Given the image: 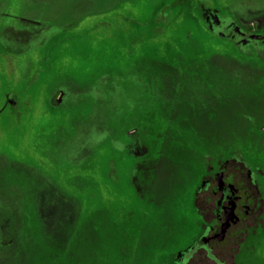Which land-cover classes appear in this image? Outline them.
<instances>
[{"label": "rangeland", "instance_id": "1", "mask_svg": "<svg viewBox=\"0 0 264 264\" xmlns=\"http://www.w3.org/2000/svg\"><path fill=\"white\" fill-rule=\"evenodd\" d=\"M217 1L230 4L235 10L246 6L253 9L264 7V0ZM176 2L180 0H15L16 23L12 22L14 29L10 30L4 44L18 63L33 60L38 52H42V48L39 51L36 46L44 36L47 42L60 38L58 29L76 24L83 26V32L95 28V41H86L84 35L80 41L72 39L67 43L63 50L65 59L59 65L53 86H60L69 95L80 87L93 88V96H90L96 106L91 120L84 118V115L78 120V115L87 111L84 102L78 98L65 99L61 107L55 108L53 117L37 122L41 130L47 127V134L45 140L41 138L39 141L36 158L45 160L63 173V184L51 180L47 171L34 159L11 155L13 148L2 150L10 155L9 159L0 153V264H155L157 258L160 264L166 254L180 243L181 212L182 208L186 209L195 176L188 169L191 156L180 147L175 157L184 159L183 166L162 158L146 161V171L141 176L145 179L144 184L141 183L146 202L143 210H137L134 199L131 207H125L122 198L127 192L123 191L122 186L114 185L113 189L120 199L102 198L103 201L92 213L80 221L77 229L79 204L76 205L75 200L79 197L78 193H82V187L90 185L87 178L71 176L75 169L85 171L89 165L87 163L93 160L94 155L90 150L92 139L96 143L94 149L97 148L95 160L100 158L99 163L105 161L113 141L107 135L108 131L112 128L116 131L107 116L113 106L121 105L123 113L124 103H130L136 120L151 119L146 114L149 112L139 107L144 103L140 86L132 84L147 80L143 71L152 73L158 86L165 87L167 82H179L182 76L183 72L176 76L170 74L174 67L186 71L198 67L202 71L205 66L229 65V60L215 58L213 53H209V49L216 46L215 41L205 37L204 42L197 31H192L190 24L182 23L181 20L173 40L165 36L164 40L154 41L157 36L153 29L155 11L158 8L167 11L165 8ZM194 6L196 2L187 0L174 8L186 10ZM113 10L126 11V18L118 13L112 14ZM109 12L111 14L108 16ZM261 15L258 13V16ZM247 16L243 12L241 17ZM26 21L33 22L29 24ZM109 24L114 27L111 33L105 30ZM127 25L128 32L122 34L119 29ZM188 31L190 33L187 36ZM140 33L142 36L133 45L131 38L134 39ZM130 46L134 52L126 66L136 68V72L124 78L117 71L124 70V55ZM32 47H36L35 50L23 54L21 58L16 56V52ZM214 79L217 86H221L218 92L222 94V99L207 103L194 99L191 108L193 113H190L189 107L179 105L176 101L179 95L173 90V113L183 111L191 114L199 132L206 137L205 145L222 146L227 150L249 147L246 139L253 134L247 135V130L251 129L248 116L255 120L256 125L264 124V90L247 89L246 74L235 68L222 69ZM129 80L130 84H125ZM259 85L264 88V80ZM81 95L79 98L86 97ZM53 97L54 93L51 92L49 100L52 101ZM121 122L123 125L128 123ZM134 122L133 119L129 121L131 127L139 129V122ZM59 128L77 138L68 141L65 137L60 139L62 131ZM119 129L115 136L122 139L123 129ZM39 130L36 136L41 132ZM143 135L139 131L135 136ZM258 143L264 144V141ZM155 144L151 143L153 148ZM171 146L173 144L170 143L169 148L173 149ZM100 168L102 173L103 166ZM102 181L106 182L105 177ZM129 213H132V218L128 217ZM12 215L17 217V222L10 225ZM12 225L15 229L17 227L16 233H10ZM175 235H178V239Z\"/></svg>", "mask_w": 264, "mask_h": 264}, {"label": "flooded vegetation", "instance_id": "2", "mask_svg": "<svg viewBox=\"0 0 264 264\" xmlns=\"http://www.w3.org/2000/svg\"><path fill=\"white\" fill-rule=\"evenodd\" d=\"M183 1L187 0H180ZM188 1L196 2V6L181 10L174 8L180 3L176 2L167 6L168 8H165L167 11L159 8L155 11L153 29L157 36L154 41L164 40L165 36H170L169 38L173 40L181 20L182 23L190 24L192 31H197L204 42L205 37L215 41L216 46H213V49L211 47L209 53H213L212 56L215 58L229 60L230 63L228 66L223 64L205 66L202 71L198 67L189 68L187 71L181 67H174L170 74L177 75L183 72L182 76L179 82H167L165 87L158 86L159 84L153 80L152 73L143 71L147 80L132 84L140 86L144 103L139 107L144 112H149L146 114L151 119L136 120L134 108L130 103L123 104L125 110L123 113L119 104L110 109L108 121L115 126L116 131L120 130L119 128L123 129L122 139L116 138L115 129L108 131L107 135L113 141L102 163H99L100 158L95 160L97 148L94 149L96 143L94 144L95 141L92 139L90 150L94 155L93 160L87 163L89 165L85 171L75 169V172L71 173V176L73 174L75 177L89 179L90 185L87 188L82 187V193H78L79 197L75 200L76 205L79 204L75 228L77 229L80 221L90 215L103 201L102 198L120 199L113 189L114 185L122 186L123 191L127 192L123 198L121 197L125 207L128 205L131 207L134 199L137 210L139 212L143 210L146 202L141 183L144 184L145 179L141 176L146 171L144 167L146 161L162 158L183 166L184 159L175 157L180 147L191 156L188 169L192 171L193 176L195 175L194 186L189 192L186 209L182 208L181 212L180 243L166 254L160 264H264V145L234 147L228 150L222 146L205 145L206 137L199 132L194 117L182 113L183 111L174 114L171 109L175 101L171 97L173 90L179 95L176 98L179 105L189 107L190 110L194 99H201L206 103L222 99V94L218 92L221 86H217L214 76L226 68L244 72L247 89L264 90L259 85L264 80V7L253 9L246 6L235 10L232 5L221 4L217 0ZM15 8V0H0V153L5 159H9L10 155L2 150L13 148L11 155L34 159V162L47 171V176L51 180L63 184V173L51 167L45 160L36 158L39 141L41 138L45 140L47 134V127L41 130L37 122L53 117L55 108L61 107L63 101L69 98H78L84 102L87 111L78 115V120L81 115L90 120L94 117L96 105L90 96H93V88L80 87L69 95L68 91L53 84L56 82L54 78L60 69L59 65L65 59L63 50L67 43L72 39L80 41L84 35L86 41H95V28L83 32L81 31L83 26L76 24L58 29V32H61L60 38L47 42L44 36L36 46L39 51L42 48V52H38L33 60L18 63V60L8 53L4 44L10 30L14 29L12 22L16 23ZM111 12L126 18V11ZM243 12L248 16L241 17ZM258 13L263 15L258 16ZM157 14L159 17L156 18ZM26 22L30 24L33 21ZM113 28L109 24L105 30L111 33ZM128 29L127 25L119 31L124 34ZM189 33L188 31L187 36ZM136 36L134 39L131 38L134 41H131L133 45L142 33ZM36 47L16 52V56L21 58L23 54L35 50ZM131 47L124 50L126 59L124 70L117 71L124 78H128L133 71L136 72V68L126 66L133 56L134 51ZM204 57L207 58L206 55ZM137 69L141 70L142 67ZM125 82L130 84V80ZM179 85L183 87H178ZM51 92L54 93L52 101L49 100ZM81 94L86 97L79 98ZM76 103L77 100L74 101V104ZM131 119L139 122V129L136 126L131 127L129 123ZM248 119L251 128H255L257 126L255 120L250 116ZM121 121H127L128 127ZM38 130L41 132L36 136ZM58 130L62 131L60 139L65 137L68 141L75 138L62 128ZM139 131L144 135L135 136ZM259 132L264 135V124ZM35 138L37 140L34 143L30 142ZM151 143H156L154 148ZM170 143L173 144L171 146L173 149L169 148ZM100 166H103L102 173ZM101 174L104 175L106 182L102 181L104 177H100ZM128 217L132 218V213H129ZM12 222L13 224L17 222L14 215L10 219V225ZM9 231L16 233L17 227L15 229L12 225ZM175 236L178 239V235ZM157 260L158 258L154 260L155 264H159Z\"/></svg>", "mask_w": 264, "mask_h": 264}, {"label": "trees", "instance_id": "3", "mask_svg": "<svg viewBox=\"0 0 264 264\" xmlns=\"http://www.w3.org/2000/svg\"><path fill=\"white\" fill-rule=\"evenodd\" d=\"M255 125V124H254ZM262 126V125H261ZM261 126H256L255 128H251L250 130H247V135L249 134H253L252 137L249 136L248 140L249 141V146H260V145H264V144H260L259 145V141L262 140L264 141V135L263 133H260V128Z\"/></svg>", "mask_w": 264, "mask_h": 264}]
</instances>
